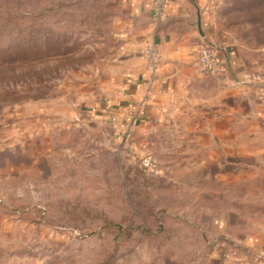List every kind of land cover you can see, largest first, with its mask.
Listing matches in <instances>:
<instances>
[{
    "label": "rangeland",
    "instance_id": "1",
    "mask_svg": "<svg viewBox=\"0 0 264 264\" xmlns=\"http://www.w3.org/2000/svg\"><path fill=\"white\" fill-rule=\"evenodd\" d=\"M204 12L211 44L263 84L264 0H208ZM128 26L120 0H0V264H213L225 243L197 217L240 204L239 187L226 200L228 188L164 169L161 127L120 138L94 112ZM256 181L250 222L264 216Z\"/></svg>",
    "mask_w": 264,
    "mask_h": 264
},
{
    "label": "crops",
    "instance_id": "2",
    "mask_svg": "<svg viewBox=\"0 0 264 264\" xmlns=\"http://www.w3.org/2000/svg\"><path fill=\"white\" fill-rule=\"evenodd\" d=\"M207 1L166 0V17L156 22L154 0H120L129 28L118 38L122 44L115 54L112 92L93 111L120 138L140 124L161 127L170 143L163 150L164 169L184 171L183 176L193 171L195 185L226 187V200L239 187L241 197L231 202L240 204L225 212H199L196 229L226 239L215 246L213 264H264V216L250 222L247 209L250 181L264 185V143L259 144L264 138V83L248 80L232 49L211 44L205 33ZM147 42L159 52L153 70L144 56ZM206 44L218 51L224 77L196 75V52ZM207 194L210 203L218 201L216 191ZM253 255L257 258L249 257Z\"/></svg>",
    "mask_w": 264,
    "mask_h": 264
},
{
    "label": "built area",
    "instance_id": "3",
    "mask_svg": "<svg viewBox=\"0 0 264 264\" xmlns=\"http://www.w3.org/2000/svg\"><path fill=\"white\" fill-rule=\"evenodd\" d=\"M166 0H154L152 18L156 22L162 21L166 17ZM144 56L149 61V68L153 70L159 62V52L150 42L146 45ZM194 69L199 76L218 77L224 73V68L218 56L216 48L210 44L199 48ZM141 166L147 171H153L155 165L149 159H143Z\"/></svg>",
    "mask_w": 264,
    "mask_h": 264
},
{
    "label": "trees",
    "instance_id": "4",
    "mask_svg": "<svg viewBox=\"0 0 264 264\" xmlns=\"http://www.w3.org/2000/svg\"><path fill=\"white\" fill-rule=\"evenodd\" d=\"M116 229H121V227H117Z\"/></svg>",
    "mask_w": 264,
    "mask_h": 264
}]
</instances>
